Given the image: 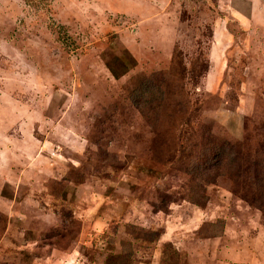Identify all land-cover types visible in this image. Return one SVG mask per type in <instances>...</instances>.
<instances>
[{
    "label": "rangeland",
    "instance_id": "obj_1",
    "mask_svg": "<svg viewBox=\"0 0 264 264\" xmlns=\"http://www.w3.org/2000/svg\"><path fill=\"white\" fill-rule=\"evenodd\" d=\"M170 72L196 125L262 140L264 0H0V264H114L124 241L128 264H264V212L231 178L204 207L175 198L187 181L130 100Z\"/></svg>",
    "mask_w": 264,
    "mask_h": 264
},
{
    "label": "trees",
    "instance_id": "obj_2",
    "mask_svg": "<svg viewBox=\"0 0 264 264\" xmlns=\"http://www.w3.org/2000/svg\"><path fill=\"white\" fill-rule=\"evenodd\" d=\"M168 77V82L161 78L158 84L152 80L142 81L131 92L130 100L156 132L157 159L169 173L178 178L185 177L187 181L185 190L176 193L175 198L204 207L207 202L205 185L216 184L228 177L241 190L235 191V194H241L251 206L264 212V138L256 140L252 146L236 148L202 125H196L193 117L197 110L191 115L192 108L186 102L184 107V102L179 104V100L186 101V95L184 91L178 94L177 86L184 84L185 79L174 72H170ZM175 93L178 97L177 108L172 105ZM169 105L171 114L166 115L164 109ZM163 121L166 122L165 128L160 126ZM155 197L164 202H159L160 206L163 204L169 212L167 203L170 201L166 192L158 191ZM159 203L153 205L156 212ZM205 228V237L219 238L224 235L223 224L208 223ZM126 232L137 241L157 239L152 236L151 230L136 225H127ZM123 245L128 246L129 252L116 255L114 264H128L132 258V242L124 241Z\"/></svg>",
    "mask_w": 264,
    "mask_h": 264
}]
</instances>
